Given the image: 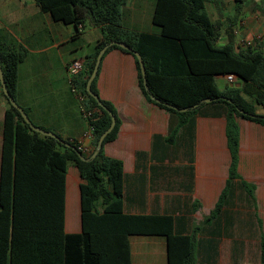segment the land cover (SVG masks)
I'll list each match as a JSON object with an SVG mask.
<instances>
[{
	"label": "crops",
	"instance_id": "0c3cea01",
	"mask_svg": "<svg viewBox=\"0 0 264 264\" xmlns=\"http://www.w3.org/2000/svg\"><path fill=\"white\" fill-rule=\"evenodd\" d=\"M156 0H127L121 28L158 35L152 24ZM211 20L219 25L217 46L243 49V40L264 32V0H245L237 11L233 0H205ZM55 22L39 11L33 0H0V51H23L17 66L15 102L32 125L63 141H82L86 154L92 142L83 139L87 122L83 101L67 73L73 60L90 61L102 38L99 27ZM252 48L264 44L254 40ZM84 69V68H83ZM225 80V76L214 78ZM227 83V82H226ZM236 78L226 87L240 88ZM99 98L115 109L119 127L113 141L103 146L106 156L123 164L122 212L127 215H165L173 218L176 235H189L213 209L225 186L230 154L225 137L223 104L201 107L180 126L172 143L166 142L177 124L174 114L147 102L137 84L134 58L117 49L99 63ZM7 102L0 86V152L2 121ZM264 115L262 104L255 105ZM254 109V110H255ZM238 129V178L231 181L220 213L197 234L196 264H261L264 242V125L235 118ZM241 180L253 185V198ZM79 177L67 165L64 178L63 231L79 233ZM193 203H197L195 212ZM131 264H167L165 240L157 236L129 238Z\"/></svg>",
	"mask_w": 264,
	"mask_h": 264
},
{
	"label": "trees",
	"instance_id": "16d2710c",
	"mask_svg": "<svg viewBox=\"0 0 264 264\" xmlns=\"http://www.w3.org/2000/svg\"><path fill=\"white\" fill-rule=\"evenodd\" d=\"M33 1L39 11L49 14L55 22L74 26L77 33L85 25L100 28L102 38L91 60L73 81L84 98L86 122L93 128L92 149L83 154L77 150L76 141H64L68 144L65 146L33 132L2 93L8 108L3 115L0 152V264H131V236L163 238L167 264H196L197 234L220 213L231 181L238 178L235 118L264 125V115H257L254 110L264 99L263 50L247 47L235 51L231 44L217 46L219 25L207 13L205 0H156L152 24L159 27L158 35L121 28L122 8L127 0ZM233 2L238 11L245 0ZM109 41L124 42L128 49L109 46L101 59L112 49L131 55L143 97L176 116L177 124L166 142L172 143L178 128L204 105L220 103L226 109L228 176L213 209L192 226L189 235L174 233L171 216L122 212L123 164L103 152L104 144L115 139L119 120L114 107L99 98L98 71L91 83L97 98L85 91L96 55ZM133 52L142 58L146 87ZM23 56L22 50L0 51L4 86L13 99L17 66ZM228 74L234 75L242 86L220 91L214 78ZM183 108L186 111L177 110ZM110 114L115 125L96 156L89 159L98 137L110 124ZM69 164L76 167L82 180L79 233L63 231L64 178ZM241 184L253 198V185L243 180ZM196 209L197 203H193V212ZM260 260L264 264L263 241Z\"/></svg>",
	"mask_w": 264,
	"mask_h": 264
},
{
	"label": "water",
	"instance_id": "95a60500",
	"mask_svg": "<svg viewBox=\"0 0 264 264\" xmlns=\"http://www.w3.org/2000/svg\"><path fill=\"white\" fill-rule=\"evenodd\" d=\"M112 45H115L117 47H120L122 49H128V45L125 44L124 42H116V41H109L106 45H104L97 53L96 55V58H95V61H94V65H93V68H92V71L89 75V77L87 78V81H86V85H85V91L86 93L92 97L93 99H96L97 97L93 94V92L91 91V83L93 81V79L95 78L96 74H97V71H98V67H99V63L101 61V57L102 55L104 54V52L106 51V49L109 47V46H112ZM133 55L135 57V59L137 60L138 62V66H139V70H140V74L142 76V79H143V85L144 87H146V81H145V69H144V65H143V62H142V58L141 56L137 53V52H133ZM0 86H1V90H2V93L3 95L7 98L9 104L14 108L16 109L19 114L21 115L23 121L29 126V128L33 131V132H36L42 136H46V137H51L57 141H59L60 143L64 144L65 146H68L67 143H65L63 140H61L59 137H57L55 134H53L52 132H49V131H44L38 127H35L34 125L31 124L29 118L27 117V115L25 114V112L22 110L21 107H19L17 105V103L15 102V100L9 95V93L7 92L5 86H4V81H3V77H2V72H1V68H0ZM205 102H209V99H206ZM169 107H171L170 105H168ZM179 112H184L186 111L185 108L183 109H177ZM115 125V119L113 116H111L110 114V124L109 126L100 134V136L98 137L97 139V142H96V146H95V150L94 152L92 153V155L89 157V159H92L96 156L97 154V151L101 148L102 146V142L104 140V138L107 136L108 133L111 132V130L113 129ZM88 158H84V160H87Z\"/></svg>",
	"mask_w": 264,
	"mask_h": 264
},
{
	"label": "built area",
	"instance_id": "2783aa9c",
	"mask_svg": "<svg viewBox=\"0 0 264 264\" xmlns=\"http://www.w3.org/2000/svg\"><path fill=\"white\" fill-rule=\"evenodd\" d=\"M257 40V41H261L264 44V32L261 33L260 35H257L256 37H254V39L252 40H243L241 45L243 48H247V47H251L253 46V41ZM84 68V62L83 60H73L67 67V73L71 78H75L77 77ZM236 77L232 74H228L225 76V81L228 84H233L235 81ZM80 96V100L83 101L84 98L83 96L79 93ZM82 115L84 117V119L86 120V118L88 117V114L84 111V109H82ZM83 139L84 140H88V141H93V128L87 123V129L83 134ZM77 144V150L82 152L83 154H86V148L83 147L82 145V141L77 140L76 141Z\"/></svg>",
	"mask_w": 264,
	"mask_h": 264
},
{
	"label": "rangeland",
	"instance_id": "374dc122",
	"mask_svg": "<svg viewBox=\"0 0 264 264\" xmlns=\"http://www.w3.org/2000/svg\"><path fill=\"white\" fill-rule=\"evenodd\" d=\"M209 1V0H208ZM215 84L220 91L226 90V81L223 79H216ZM262 108H264V99L262 101ZM260 109H255V112H259Z\"/></svg>",
	"mask_w": 264,
	"mask_h": 264
}]
</instances>
